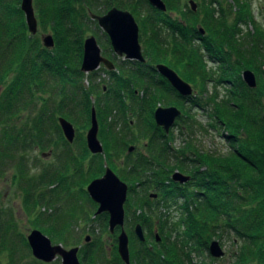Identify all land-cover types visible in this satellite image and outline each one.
<instances>
[{
    "label": "trees",
    "instance_id": "1",
    "mask_svg": "<svg viewBox=\"0 0 264 264\" xmlns=\"http://www.w3.org/2000/svg\"><path fill=\"white\" fill-rule=\"evenodd\" d=\"M19 1L0 0V86L4 77L13 72V77L0 90V176L13 165L15 181L28 177L30 167H26L22 153L34 147L46 146L53 130L56 142L61 146L56 153L60 163L50 171L43 168L38 172L35 180L24 188L25 196L34 193L39 185L45 183L57 186L67 196L69 185L67 181H62V176L67 175V168L75 165V161V166H79L77 155L67 154L68 143L61 134L56 114L70 118L82 107L84 116L89 120L93 106L105 159L127 183L124 219L130 264L133 261L136 264V259L143 264H213L216 259L210 257L208 252L209 260L206 262H191V253L207 251L210 240L215 237L220 241L225 235L230 236L235 245L231 252V264H264V34L257 31L241 33L239 25L250 20L249 10H245L241 4L236 5L239 10H235L234 18L229 20L224 9L219 7L218 0H208L206 4H201L200 12L188 8L182 12L186 17L176 19L171 12L181 10L168 0H165V11L152 7L147 0H32L38 26L43 29L48 26L54 40L52 48H45L35 34L28 33ZM111 6L125 9L135 18L138 41L146 60H122L121 63L130 64L117 65L123 70L121 73L104 69L114 78V82L101 93L109 100L91 102L92 85L83 87L79 83L80 76H83L77 67L81 60L82 41L87 32H92L91 25H96L88 13H101ZM198 27L203 28V34H200ZM163 30L168 31V35H164ZM203 61H217L218 64H212L213 69L209 70ZM154 63L171 67L202 90L205 83L211 81L214 86L223 85L226 93L221 99L217 98L216 92L206 99L198 95L182 97L165 78L155 73ZM69 64H73V67ZM64 65L67 69L70 67L68 70L71 72L66 76L73 87L67 96V89H64L66 83L62 85L60 99L55 103V109L51 110L56 114H45L44 109H40L21 126L16 125L14 116L16 118L21 110L29 106L27 101L30 99L25 95L31 85L36 90L41 87L31 80L43 69L52 75H65ZM247 68L260 79L255 88L246 86L241 78V71ZM148 72H151L150 77ZM152 80L154 84L150 82ZM159 81L177 101L185 102L186 99L192 107L210 108L207 114L213 121L211 125L221 130L220 135L227 147L225 153L197 150L189 140L180 149L170 145L171 135H166L152 118L153 107L159 100L153 96L154 86L151 85H157ZM134 87H141L142 91L145 88V91L137 97ZM147 88L150 93L146 92ZM29 95L33 96L31 93ZM126 96L132 101L131 104L125 103ZM161 105L165 106L158 103V106ZM119 109L120 116L129 112L137 119H146V113L150 119L146 123L147 130L143 131L147 136L143 144L146 153L137 152L134 157L126 155L121 169H116L111 164V151L122 150L128 141L136 138L129 131L128 135H123L114 130L115 113L118 114ZM124 121L130 127L131 120L124 117ZM85 153L88 151L83 140L78 155L82 157ZM89 156L96 158L99 153H89ZM100 165L97 164L96 169H101ZM77 167L76 173L82 175ZM72 169L75 170L74 167ZM86 169L88 176L95 173L90 163ZM173 170L188 174L189 179L184 183L173 181L170 177ZM85 181L86 176L80 178L72 188L77 187L82 192L79 199L87 198L94 205L83 188ZM138 186L141 191L153 189L157 193L156 198L152 202L144 194V198H140L130 209ZM72 197L71 207H62L63 211L60 207L55 208L53 214L46 213L39 219L44 222L33 219V226L57 242L68 244L71 229L67 218L79 212L78 197ZM177 202H180L177 206L179 216L174 220L168 208ZM145 209L149 213H158L155 226H150ZM99 216L105 228L107 214L101 213ZM6 217L7 220H0V259L4 254L6 264H20L17 260L19 255L23 257L29 247L25 236L15 231V225L9 219L12 216ZM132 222H139L147 236L157 230L162 235V241L151 246L139 241L133 233ZM112 239V246L107 251L100 241H90L78 249L77 255L87 263L123 264L116 252V236ZM105 253L110 257L106 258ZM30 264L45 263L32 258Z\"/></svg>",
    "mask_w": 264,
    "mask_h": 264
},
{
    "label": "rangeland",
    "instance_id": "2",
    "mask_svg": "<svg viewBox=\"0 0 264 264\" xmlns=\"http://www.w3.org/2000/svg\"><path fill=\"white\" fill-rule=\"evenodd\" d=\"M162 1L164 2V4H166L165 0H162ZM168 1H172L177 6V8L181 10V12L172 11L171 12L172 17L176 19H181L182 17H186V15L182 14V12L187 11V9L190 8L188 5V0H168ZM193 1L196 4V8L195 10H191V11L199 10V12L202 9L201 4L203 3L206 4L207 2H209L208 0H193ZM218 1H219V7L224 9V13L227 15V17L230 18L229 20H231V18L232 19L234 18L235 15L233 12L235 10H239L238 7L236 8V5L240 6L241 4L245 10L246 9L249 10L248 15L250 17V20L246 21L245 24L239 25L241 26V33H246V31L247 33L249 32L252 33L253 31L254 32L257 31L260 34H264V0H218ZM237 2H239V5ZM32 5H33V2H32ZM116 8H119V7H116ZM108 9H106L104 12H106ZM165 10H166V5H165ZM104 12H101V13L92 12V13L102 14ZM195 17L197 18V15H195ZM91 29H92V32H87L84 38L87 35L92 34L95 37L96 42L100 48L101 55H103L104 57H106L113 63L115 67L114 69L116 71L118 70V73L123 72V70L119 69L117 65L126 64L128 66L130 63L129 62L121 63L122 60H127V59H123L122 56H118L112 52L109 42L106 39L107 36L97 26V24L95 26L91 25ZM163 32H164V35H168L169 33L168 31H164V30ZM46 33L52 36V33L48 26H46L43 29L37 24V31L35 35L40 39V35L46 34ZM139 44L141 46L140 42ZM53 45H54V40H53ZM204 63L207 64L206 67L209 70L213 69L212 64H208V62H204ZM79 65L80 64H78L77 66L78 69H79ZM64 66L67 69V66L66 65ZM69 66L73 67V64H69ZM66 69L63 68L65 75H62V76L52 75L48 71L43 69L41 72L38 73L37 77L31 80L37 83L38 85H41V87L39 90H36L34 85L33 84L31 85L30 91H28L25 95L27 98L30 99L29 101H27L29 106L25 108L24 110H21L16 118L14 116V119H16L15 120L16 125L21 126V123L27 121L28 117H31L37 110H40V109H44L45 114H50V115L56 114V112L52 113L51 110L55 109L54 105L60 99V94H61L60 91L63 89L62 85L66 83L64 89H67V96L69 95V93H71L72 87H73L72 81L68 79L69 78L68 76H66L68 73L71 72V70L67 69V73H66ZM247 69L253 72L255 76L256 86H257L258 83H260L259 82L260 79L257 77L256 73L253 70H251L250 68H247ZM105 70H104V67L101 65L100 67L96 68L95 70L91 72H88V73L82 72L83 76L82 77L80 76L79 83L81 82L83 87H88V86L91 87V85L93 87V94L89 96V99L91 102H94L97 99L109 100L108 96L102 95L101 93L108 87L110 83L114 82V78L110 77L109 74ZM92 72L94 73L91 74ZM125 73L127 72L125 71ZM177 75L191 86L192 95L190 97H194L198 95L206 99V97H208L210 94L213 95L214 92H216L217 98L221 99L226 93L223 85L221 84L214 86V84L211 81H207L204 85V89L202 90L200 87H195L194 85H192V83L182 78L178 73ZM11 76L13 77V72H10L8 76L4 77V80L2 81V84L0 86V90L5 86V84L9 82L10 80L9 78H12ZM150 82L154 84L153 80ZM151 86H154L153 92H152L153 96H155L156 99L159 100L158 102L155 103L153 107V111L158 106V103H160V104H164L165 106H175L177 109H179L180 115H182V116L179 115L178 116L179 118L178 117L176 118L177 120L175 119L176 124H173L171 127H169L167 133L164 132L166 135L168 134L171 135L170 145L173 148L180 149L183 147L185 141L189 140L195 146V148H197V150L199 149V150H202L203 152L210 151L214 153H225L227 151L226 143L220 135L221 130L218 128H214L211 125L213 121L211 120V117L208 116L207 114L210 110L209 107H206L205 109L192 107L188 101H185V102L182 100L177 101L174 95L171 94V92H166V90L163 89L162 87L159 88V86L156 84L151 85ZM134 88L137 91V93L135 91V95H137V97L142 95L143 91H145V88L143 91L140 89L141 87L140 88L134 87ZM146 92L150 93L148 88ZM30 93L33 94V96L29 95ZM125 103L128 105V104H131L132 101L126 96ZM146 111L147 113L149 112L148 109H146ZM116 114L117 112L115 113V117L117 116V118H116V124H115L114 130L118 134L128 135L127 131H129L134 137L136 135V138L132 141H128L127 146H124L122 150L111 151L112 166L113 167L115 166L116 169H121L120 166L122 162L126 159L127 157L126 155L129 154L130 155L129 157H134L137 155L136 154L137 152L140 154L146 153L145 148L143 147V144L146 143L147 136L145 135L143 131L147 130L148 125H146V123L148 122L150 118L148 117L146 113H145L146 119L145 118L143 119V117H141L140 119H137L131 113L129 114V112L125 116H120L121 115L120 109L118 111V114L117 115ZM58 116H61V115L56 114V117ZM124 117L131 120L130 127L126 125V122L124 121ZM152 118H153V114H152ZM66 119L69 122H71L75 130L73 140L71 142H67L68 143L67 144V154L69 155L72 154L73 156L77 155L76 159L78 160L77 164L79 166V167L75 166L76 165V161H75V165H73L72 167L69 166L67 168V175L64 177L62 176V179H63L62 181L63 182L67 181V185H69L67 188V196L65 195L66 194L65 191H62L61 189L57 188V186L55 185L49 186L48 183L39 185L35 189L34 193H31L29 196L27 195V197L25 196L24 188H26L27 184L31 183L32 180H35L38 172H40L43 168H46L47 171H50V169H53L54 167H56V164L59 165L60 163V161L57 160L56 153L59 150L58 148H61V146L60 144H57L58 142H56L57 141V139L55 138L56 133L53 130H51L50 136H49L51 137V139L46 146H44L43 148L34 147L22 153L25 157L24 163L26 167L27 168L30 167L28 177L21 178V180H19L20 182L18 180L15 181L13 179V174H14L12 170L13 165H10L9 167L7 166L8 168L0 176V220H3V219L7 220L8 217H6V215L10 217L12 216L9 219H11V221L15 225V231L17 233L18 232L22 233V235L26 236V234L31 229L35 228L33 226L35 219H37L39 222H44L39 219H41L43 215H46V213L53 214L55 211V208L58 209L60 207V209L63 211V208L67 206V209H68V205L69 207L72 206L71 200L74 198L72 196H76L78 197L77 198L78 200L76 199L75 200L78 203L77 208H79V212L77 213L76 216H73V217L68 216L67 218L68 226L71 229L68 244L65 245V244H62L61 242H57L55 239L51 238L48 234L44 233L39 228L36 227V229H39L42 233H44L47 237H49L52 244L59 243L64 248L77 246L78 249H80V247L86 246L87 243H89L90 241H93V242L100 241L101 244L103 243V248L107 251V249L112 246V240H113L112 237H115L117 235L118 230L114 229V231L110 233L106 225H105L106 227L104 228L102 217L99 216L100 214L94 213L96 209V205L90 204L87 198L85 199L82 197L81 199H79L81 197L79 193H82V192H80L77 187L72 188V186H74L80 178H83L86 176L87 181L83 183V188L85 189L86 184L91 179L98 177L103 173L105 166H108L117 176L118 174L109 165V162L105 159L104 152H103L104 150H102V153H99V157H96V158H89L90 152L88 151L87 148L86 149L88 153H85V155L83 154L82 157L78 155V152L80 151L82 147V141L84 140L85 132L89 126L88 124L89 120L86 119V116H84L82 107H79V110L76 111L75 115L73 113V115L70 118H66ZM196 122L200 126H198ZM97 138L102 145L103 143L102 137L98 135V133H97ZM155 144H156V141H155ZM84 145H85V140H84ZM129 145L132 146V149L128 151L127 147ZM102 149H103V145H102ZM88 159H92V160H88ZM89 163L92 165V167H94V171H95L93 175L92 174L89 175L90 179H88L89 176L87 175V172H86L87 170L86 167ZM97 164L98 165L101 164L100 166H102V168L99 170L96 169L98 168ZM73 167L75 168V170L72 169ZM76 167L78 169L79 168L81 169L82 175H80L79 173H76ZM174 171L175 170H173V172ZM181 173L188 175L184 172H181ZM135 190L136 191L132 197L133 198L132 201H134V203L132 204L130 209H133L135 207V205L137 204V201H139L140 198L142 199L144 198L143 197L144 194H147L148 198H150L152 202H154V199L156 198V195H157L156 191L150 188L148 191L147 190L141 191L140 187L138 186L136 187ZM152 194H155V196L154 197L151 196ZM179 204L180 202H177V204L175 205L172 204L168 208V211L170 212V215L174 220L179 216V209L177 208ZM145 210H146V215L149 218L150 226H153V225L155 226V223L157 221L156 216L158 213L157 212L149 213L147 209ZM137 212H139V210H137ZM68 214L70 215V213ZM137 223L141 226L142 233L144 236L143 241H145V243L148 246H151V244H154V243L158 244V242L160 243L162 241V235L159 234L157 230H153L151 236H147L144 230V227L139 222H132V230L134 228V225ZM124 229L125 231L127 230L125 219H124ZM155 234L158 237L157 240L155 238L156 236ZM85 237H88V240H85ZM16 238L17 237H15V239ZM213 239L218 241V239H216L215 237ZM220 241H218V243L223 250V255L218 258L210 256L216 259V261H214L213 264H231L233 260V255L231 254V252L232 250H234L235 245L232 244L230 236L228 237L225 235L222 237V240ZM29 251L28 252L25 251L23 257H21L20 255L18 259L16 257V259L20 262V264H30V260L33 257ZM208 255H207V251L191 253V262H198L199 260L206 262L209 260ZM105 257L109 258L110 255L108 253H105ZM78 259L81 264H93V261L91 263L89 262L87 263L86 260L79 258V256H78ZM0 260H1V264H6L7 262L4 254L1 256ZM136 261H137L136 264H143V262L139 261L138 259H136ZM130 263H131V260H130V253H129V264ZM134 263L135 262L133 261V264ZM45 264H60V258L56 257L51 262H48Z\"/></svg>",
    "mask_w": 264,
    "mask_h": 264
},
{
    "label": "water",
    "instance_id": "3",
    "mask_svg": "<svg viewBox=\"0 0 264 264\" xmlns=\"http://www.w3.org/2000/svg\"><path fill=\"white\" fill-rule=\"evenodd\" d=\"M148 3L161 11H165V4L162 0H147ZM191 10H195L196 4L193 0H188ZM19 8L23 13L26 29L33 35L37 31V19L32 5V0H20ZM90 19L95 20L97 26L107 36V40L114 54L122 56L123 59L144 62L141 46L138 41V25L133 15L124 9L116 7L109 8L102 14L89 12ZM200 34H203L202 27H198ZM40 42L43 47L51 48L53 46L52 36L48 33L40 35ZM100 64H103L107 70H113V63L101 55L100 48L92 34L87 35L82 41V53L79 70L88 73L95 70ZM157 73L165 78L171 87L182 97L192 95L191 86L181 79L177 73L163 63L154 65ZM243 82L249 88L256 87L255 76L252 71L244 69L241 72ZM180 115L179 109L175 106H157L153 111L154 123L161 127L167 133L175 119ZM57 123L61 134L67 142L74 138V127L66 118L57 117ZM98 124L94 107L91 106L89 114V126L85 132V146L91 154L102 153V145L97 138ZM128 146L127 150H131ZM175 182L184 183L189 179L177 170L170 175ZM87 196L96 204L95 214H107L108 231L112 233L118 229L116 235V252L123 264H129L128 235L124 229V202L126 200L127 184L121 180L108 166L104 167L103 173L91 179L85 186ZM151 196H155L152 194ZM134 235L139 241L144 240L141 226L137 223L133 228ZM156 235V234H155ZM158 239L157 235L155 236ZM33 258L48 263L56 257L60 258V264H81L77 252L78 247L73 246L64 248L61 244H52L49 237L39 229H31L25 236ZM88 240V237H85ZM207 252L210 256L218 258L223 255V250L218 241L212 239L207 246Z\"/></svg>",
    "mask_w": 264,
    "mask_h": 264
},
{
    "label": "flooded vegetation",
    "instance_id": "4",
    "mask_svg": "<svg viewBox=\"0 0 264 264\" xmlns=\"http://www.w3.org/2000/svg\"><path fill=\"white\" fill-rule=\"evenodd\" d=\"M207 62H208V64H218L217 61H207ZM155 64H156V63H154V65H155ZM101 65L104 67L103 64H100L98 67H100ZM98 67H97V68H98ZM114 68H115V67H114ZM104 69H106V68L104 67ZM106 70H107V69H106ZM113 70H115V69H113ZM154 70H155V68H154ZM155 73L158 74L156 70H155ZM148 74H149V77H150L151 72H148ZM149 77H148V78H149ZM161 81H162V80H161ZM161 81H159V84H157V85L159 86V88L162 87L163 89H165V88H164V85H163V83H162ZM165 90H166V89H165ZM185 101H186V99H185ZM161 106H162V105H161ZM163 107H165V106H163ZM152 114H153V112H152Z\"/></svg>",
    "mask_w": 264,
    "mask_h": 264
}]
</instances>
